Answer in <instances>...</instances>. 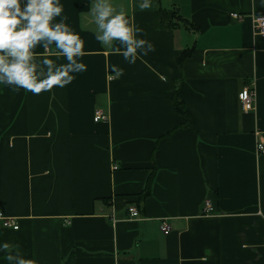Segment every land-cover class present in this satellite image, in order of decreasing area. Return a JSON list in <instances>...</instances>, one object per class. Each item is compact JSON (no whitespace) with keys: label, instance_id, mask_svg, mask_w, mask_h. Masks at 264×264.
Here are the masks:
<instances>
[{"label":"crops","instance_id":"obj_1","mask_svg":"<svg viewBox=\"0 0 264 264\" xmlns=\"http://www.w3.org/2000/svg\"><path fill=\"white\" fill-rule=\"evenodd\" d=\"M59 2L87 67L39 94L0 86V210L18 224L0 219V264L15 245L35 264H264L261 0H111L155 45L133 64L95 39L93 0Z\"/></svg>","mask_w":264,"mask_h":264},{"label":"clouds","instance_id":"obj_2","mask_svg":"<svg viewBox=\"0 0 264 264\" xmlns=\"http://www.w3.org/2000/svg\"><path fill=\"white\" fill-rule=\"evenodd\" d=\"M138 6L148 8L150 0H139ZM62 12L59 0H0V86L39 94L53 86L63 88L75 73L86 70V64L78 59L84 55V41L64 22ZM90 12L95 39L106 46L118 41L123 47H113L112 51L129 64L155 50L150 40L137 35L143 30L123 11H117L111 0H93ZM38 44L53 51L56 58L38 57L34 51ZM59 57L64 62H59ZM8 248L7 241L0 242V251ZM14 248L5 252L8 264H35L20 253L18 245Z\"/></svg>","mask_w":264,"mask_h":264},{"label":"built area","instance_id":"obj_3","mask_svg":"<svg viewBox=\"0 0 264 264\" xmlns=\"http://www.w3.org/2000/svg\"><path fill=\"white\" fill-rule=\"evenodd\" d=\"M232 16L234 17H239L241 14L237 13V12H232L231 13ZM252 29L254 33H258V34H264V14L263 15H257L254 16L252 19ZM237 98L240 104V108L242 111L246 112V111H250L255 109V89L254 86L252 85V83H250L249 85H245V87L243 86L237 93ZM93 119L94 121H98V120H108V114H106L104 111H102L99 108H96L94 110L93 113ZM255 149L258 153L264 152V142L262 139L258 140V142H256L255 144ZM114 168L116 167V165L113 166ZM211 201L209 199H205L204 201V213H210L212 212L213 206L210 203ZM127 211L130 215V217H139V213H138V209L130 204L127 206ZM0 219H1V223L5 226H9L12 228H17L18 224L15 221L14 217L11 216H7L4 215L1 210H0ZM159 227L161 229V231L163 233H167L170 230V225L168 224V222L163 219L161 220Z\"/></svg>","mask_w":264,"mask_h":264},{"label":"trees","instance_id":"obj_4","mask_svg":"<svg viewBox=\"0 0 264 264\" xmlns=\"http://www.w3.org/2000/svg\"><path fill=\"white\" fill-rule=\"evenodd\" d=\"M164 13H165V11H164ZM162 14H163V12H162ZM167 15H168V13L166 12V16H167ZM167 25H170V23L167 24ZM184 54H185V53H184ZM184 54H182V56H183ZM173 104H174V107H175V109H176V111H177L178 113L183 114V115H186V109L183 107L182 102H181L179 99H177L175 96H174V98H173Z\"/></svg>","mask_w":264,"mask_h":264}]
</instances>
